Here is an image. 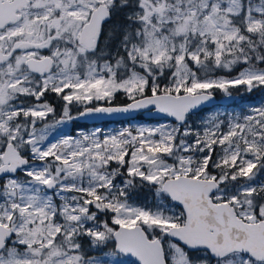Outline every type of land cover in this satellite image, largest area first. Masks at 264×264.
<instances>
[{
  "label": "snow or ice",
  "instance_id": "1",
  "mask_svg": "<svg viewBox=\"0 0 264 264\" xmlns=\"http://www.w3.org/2000/svg\"><path fill=\"white\" fill-rule=\"evenodd\" d=\"M241 87L264 0H0V264H264V103L193 120Z\"/></svg>",
  "mask_w": 264,
  "mask_h": 264
},
{
  "label": "trees",
  "instance_id": "2",
  "mask_svg": "<svg viewBox=\"0 0 264 264\" xmlns=\"http://www.w3.org/2000/svg\"><path fill=\"white\" fill-rule=\"evenodd\" d=\"M234 93H237L238 95H240V100L237 102H235V107L237 106L238 108H242L241 106H243V109H247V106L249 105H259L261 103H264V91H253L252 93H247L243 90V88L241 87L239 89L238 92L234 91ZM53 100V102H56L53 98H51ZM126 102V97H124L122 94L119 95L117 97V100L115 101V103L118 104H122ZM216 106L210 107V108H206L204 111L202 112H198L196 116L193 117V120H195L197 122V120L202 117L207 111L211 110L212 108H214ZM137 118L145 120V117L143 115H139ZM122 122V121H121ZM77 125L79 126H87L85 124H80L77 122ZM152 198V193L149 189L144 188L143 190L138 192L137 195V199L141 200V201H145Z\"/></svg>",
  "mask_w": 264,
  "mask_h": 264
},
{
  "label": "rangeland",
  "instance_id": "3",
  "mask_svg": "<svg viewBox=\"0 0 264 264\" xmlns=\"http://www.w3.org/2000/svg\"><path fill=\"white\" fill-rule=\"evenodd\" d=\"M222 96H223V93H221ZM233 94H236V93H233ZM238 99L235 100L233 103H231L230 105L228 106H216L214 108H212L211 110L207 111L202 117H200L198 120H197V123L200 122V120L202 118H205L207 117V115L210 113V112H214V111H222V112H232L233 110H236V111H242V112H246L247 109H243V106H241L242 108H238L237 106L235 107V102L239 101L241 98H240V95H238ZM54 99V98H53ZM55 100V99H54ZM56 103H58V101H56ZM77 122L80 123L79 121H73L71 124H69L67 126V130L68 131H71L73 128H75L77 126ZM156 120H151V119H147L145 118V120H142V119H139V118H135V119H132V120H127V121H120V122H111V123H104V124H94V125H87V126H81L85 129H93L95 127H100V128H103V129H112V130H115V129H118L120 127H123V126H126L128 124H137V123H155ZM82 124V123H80ZM145 201H148V202H151L152 201V198L148 199V200H145Z\"/></svg>",
  "mask_w": 264,
  "mask_h": 264
},
{
  "label": "water",
  "instance_id": "4",
  "mask_svg": "<svg viewBox=\"0 0 264 264\" xmlns=\"http://www.w3.org/2000/svg\"><path fill=\"white\" fill-rule=\"evenodd\" d=\"M237 99H238L237 94H233L232 99L226 98L224 95L220 97L216 96V100L208 108L217 106V105L228 106ZM139 115H143L147 119L155 120L154 114H149L146 111H140L134 114H113L111 116H104L99 119H80L77 121L85 125H94V124H104V123L132 120V119L137 118Z\"/></svg>",
  "mask_w": 264,
  "mask_h": 264
},
{
  "label": "flooded vegetation",
  "instance_id": "5",
  "mask_svg": "<svg viewBox=\"0 0 264 264\" xmlns=\"http://www.w3.org/2000/svg\"><path fill=\"white\" fill-rule=\"evenodd\" d=\"M217 95H218V96H222V94H221V93H217Z\"/></svg>",
  "mask_w": 264,
  "mask_h": 264
}]
</instances>
